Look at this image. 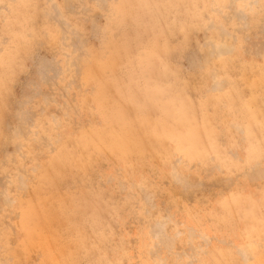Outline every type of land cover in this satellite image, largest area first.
Instances as JSON below:
<instances>
[{
  "label": "rangeland",
  "instance_id": "374dc122",
  "mask_svg": "<svg viewBox=\"0 0 264 264\" xmlns=\"http://www.w3.org/2000/svg\"><path fill=\"white\" fill-rule=\"evenodd\" d=\"M0 264H264V0H0Z\"/></svg>",
  "mask_w": 264,
  "mask_h": 264
}]
</instances>
